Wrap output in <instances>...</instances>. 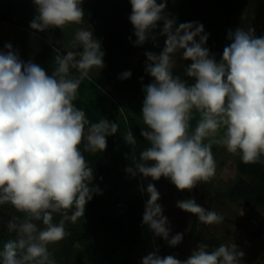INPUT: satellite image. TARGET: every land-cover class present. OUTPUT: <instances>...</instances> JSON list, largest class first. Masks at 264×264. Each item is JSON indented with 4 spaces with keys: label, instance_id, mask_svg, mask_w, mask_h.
Returning a JSON list of instances; mask_svg holds the SVG:
<instances>
[{
    "label": "clouds",
    "instance_id": "obj_1",
    "mask_svg": "<svg viewBox=\"0 0 264 264\" xmlns=\"http://www.w3.org/2000/svg\"><path fill=\"white\" fill-rule=\"evenodd\" d=\"M167 2L130 0L134 46L149 39L156 42L161 36L165 40L159 54L145 53L144 70L152 82L142 89L140 135L148 147L138 160L133 157L125 172L154 181L164 177L177 190L191 192L216 175L213 145L239 156L244 164L264 162V36L257 37L252 28L229 30L230 43L217 61L206 46L209 34L204 26L178 24L166 11ZM82 3L33 0L36 14L29 27L44 32L82 25ZM5 48L0 51V206L11 205L22 215H13L7 222L15 238L3 244L0 264H56L49 245L69 237L66 224L84 217L86 204L100 194L84 154L103 153L107 137L119 131L118 123L106 118L91 122L74 103L82 82L91 79V70L105 66V52L92 30L77 28L70 50L63 54L56 49L55 68L49 74L44 67L21 60L11 44ZM177 57L191 61L183 71L194 83L174 75ZM131 76L128 70L118 78ZM123 140L126 145L137 143L131 130ZM140 191L149 197L143 224L154 237L170 247L178 246L183 233L171 235L155 185H141ZM176 206L205 225L224 220L194 198L177 201ZM158 253V249L148 253L141 264H240L244 256L235 243H222L212 250L199 243L183 260Z\"/></svg>",
    "mask_w": 264,
    "mask_h": 264
},
{
    "label": "trees",
    "instance_id": "obj_2",
    "mask_svg": "<svg viewBox=\"0 0 264 264\" xmlns=\"http://www.w3.org/2000/svg\"><path fill=\"white\" fill-rule=\"evenodd\" d=\"M252 0H168L166 11L174 15L177 23L199 22L204 26L205 33L209 34L206 46L210 52L217 55L222 49L227 33L231 27V18ZM159 2V0H158ZM85 15L82 25H69L63 29L49 28L44 32H35L49 40L48 43L35 55L32 62L45 68L51 74L55 68L54 57L56 49L63 54L70 50V41L77 28L85 27L93 31V35L102 45L105 52L104 67L100 70L92 69L111 81V92L104 91L91 79H85L79 89L78 98L74 102L77 107L86 112L91 122H98L101 118L117 122L119 131L114 136L107 137V148L103 153H85L89 166L93 168V184L98 187L100 194H94L86 204L85 213L92 218L95 224L102 225L110 231L121 246L126 247L123 261L125 264H135L131 256V249L142 241L144 229L143 213L144 199L137 186L136 178L125 172L126 167L137 160L139 154L148 143L140 135L142 126L136 118L123 114L121 102H131L143 90V86L150 82L151 77L145 73L144 67L136 65L132 56L142 50V46H134L136 37L133 26L129 21L131 14L130 0H83L81 5ZM36 14L33 0H0V20L34 32L30 21ZM162 27V24L160 25ZM65 30H69L65 32ZM159 28L157 29L158 34ZM264 36V26L257 37ZM131 37V40L129 39ZM130 70L132 76L121 80L118 77L124 71ZM76 74V70H72ZM141 78L143 81L141 82ZM189 84L194 83L191 78L185 79ZM110 117V118H109ZM131 130L136 138V145H126L123 135ZM244 175L242 183L246 184L243 191L253 194L251 183L260 180L264 184V165L261 163L234 165ZM241 184L236 188L239 190ZM235 193V191H232ZM249 198L248 201H252ZM9 205L0 206V250L15 234L9 233L7 222L10 219ZM246 233L251 228L242 223ZM160 246L165 251L166 246ZM110 264H115L111 262Z\"/></svg>",
    "mask_w": 264,
    "mask_h": 264
},
{
    "label": "rangeland",
    "instance_id": "obj_3",
    "mask_svg": "<svg viewBox=\"0 0 264 264\" xmlns=\"http://www.w3.org/2000/svg\"><path fill=\"white\" fill-rule=\"evenodd\" d=\"M263 26L264 0H252L249 4L240 7L232 16L230 30L235 31L237 28L247 30L248 28H252L255 31V35L258 36ZM67 31L69 30H65V32ZM164 40L165 37L162 36L156 42L149 39L142 45V50L132 56V61L136 65L144 67L146 62L145 53L153 51L159 54L164 47ZM48 42L49 40L35 32L0 20V51H7L5 45L11 44L13 49L18 52L21 60L28 62L32 61L35 55ZM229 43L230 41L226 37L220 53L216 55L217 61L221 58L224 47ZM190 63L191 61H181L177 57L178 67L174 69V75H179L185 80L186 76L183 69ZM90 76L91 80L104 91L111 92L112 84L109 79L98 72H90ZM151 82L152 78L149 83ZM143 99L144 93L142 91L131 102H121L122 113L133 116L142 126L141 112ZM191 124L194 129L196 119H193ZM212 151L217 163L215 177L208 183L199 184L191 192L177 190L170 180L164 177H161L159 181H154L150 177L144 179L142 176L137 175V186L134 187L133 191L140 190L141 185L146 188L148 183H153L160 193L158 203L164 208V215L168 218L171 235L183 233V240L178 246L170 247L162 238L154 237L152 231L147 226L144 229L142 241L135 248L131 249V256L135 264H141L142 258L153 250H159L160 244L166 246V249L162 252L159 250V255H175L181 260L186 259L199 243L207 244L209 250L218 247L222 243H235L238 249L244 252L240 264H251L255 256L263 251L264 193H246V196L232 194L234 190L232 188L238 183L241 184L242 182L240 181L243 179L234 165L242 161L239 156L228 153L222 146L213 145ZM138 159L139 157H137ZM256 184L257 182L253 181L251 186H255ZM242 186H246V184L242 183ZM214 189L216 190L213 193L214 196L216 195L215 199L212 198V193L210 194V191L212 192ZM142 196L145 205L149 197L146 192L142 193ZM189 198H194L199 205L202 206L203 204L202 207L206 209H209L208 205L213 207L223 217L239 220L248 225L252 232L254 231L255 233H246L244 226L239 224L234 225L230 223L231 220L226 218L218 225H205L200 222L201 224L196 226V230L195 228L192 229L193 220L198 224V218L193 214L182 211L176 206L177 201ZM223 198L227 204L232 206L231 209H225V206L224 208L222 207L221 200H224ZM249 198H252V201H248ZM246 200L248 201V206L244 209L243 204H245ZM9 207V218L13 215H22L17 213L11 205ZM56 220H59L58 216ZM66 228L71 235L57 244L49 245V250L52 252L56 264H110L111 262L125 264L123 257L125 256L126 247L121 246L115 236L102 225L95 224L86 213H84V217L78 218L76 223L68 222ZM226 235L229 237H226ZM237 236L241 239L237 238Z\"/></svg>",
    "mask_w": 264,
    "mask_h": 264
},
{
    "label": "crops",
    "instance_id": "obj_4",
    "mask_svg": "<svg viewBox=\"0 0 264 264\" xmlns=\"http://www.w3.org/2000/svg\"><path fill=\"white\" fill-rule=\"evenodd\" d=\"M44 47V46H43ZM261 164H263L264 165V162H260ZM240 175L242 176V177H244V175L243 174H241L240 173ZM241 182V181H240ZM254 182H257V184L255 185V186H252L253 188H254V193H259V192H261V193H264V184L260 181V180H255ZM237 186V185H236ZM236 186H234L232 189H234V191H235V193H233L232 192V194H239V195H244V196H246V193L244 192L245 191V189H246V186H242V183H241V187L239 188V190L236 188ZM243 188H244V191H243ZM231 189V190H232ZM236 191H237V193H236ZM216 192V190L214 189V190H212V192L210 191V194L212 193V198L213 199H215L216 198V195L214 196V194L213 193H215ZM217 194V193H216ZM220 197H222V196H220ZM224 199V198H223ZM218 201H219V199H218ZM220 202V201H219ZM248 204V201L246 200V202H245V204H243L244 205V209L248 206L247 205ZM221 205H222V207L224 208V206H225V209H231L232 208V206H230V204H227L226 202H225V199L224 200H221ZM202 206H203V204H202ZM208 208H209V210H214L215 211V209L213 208V207H211V206H209L208 205ZM217 212V211H216ZM220 214V213H219ZM221 215V214H220ZM240 215V214H239ZM224 218H226V219H228V220H231L230 221V223H233L234 225H236V224H238L237 222H240L239 220H236V219H230V218H227V217H224ZM198 223V222H197ZM201 223H200V221H199V223L198 224H196V221L195 220H193V228L192 229H194L195 228V230L197 229V227L196 226H198V225H200ZM240 224V223H239ZM247 235V234H246ZM228 235H226V237H227ZM241 236H243V235H241ZM218 237V236H217ZM229 237V236H228ZM230 237H232V235H230ZM219 238H220V236H219ZM237 238H239V239H241L240 237H238L237 236ZM161 248H163V246L161 247ZM241 250V249H240ZM251 264H264V249H263V251L262 252H260L259 254H257L256 256H255V258L253 259V262L251 263Z\"/></svg>",
    "mask_w": 264,
    "mask_h": 264
}]
</instances>
